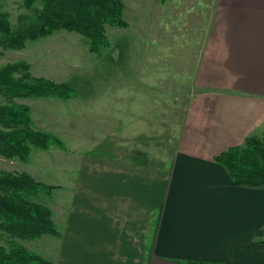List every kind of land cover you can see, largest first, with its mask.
Instances as JSON below:
<instances>
[{
    "label": "crops",
    "instance_id": "obj_1",
    "mask_svg": "<svg viewBox=\"0 0 264 264\" xmlns=\"http://www.w3.org/2000/svg\"><path fill=\"white\" fill-rule=\"evenodd\" d=\"M199 27L200 42L185 60L191 86L187 89L195 94L189 98L188 125L180 131L181 147L178 144L168 167L127 157L119 161L125 157L118 155L97 161L92 180L83 160L76 183H92L94 193L71 199L75 205L68 209V233L59 241L54 264H264V188L233 185L225 167L214 160L229 147L241 146L247 136L264 135V0H213L208 20ZM122 49L123 55L128 53L126 41L117 45L119 60ZM115 70L110 67L112 78ZM85 84V89H100L93 103L101 110L104 88ZM109 85L110 120L124 133L121 139L134 143V136L150 131L148 123L130 126L134 119L148 121L150 102H135L133 85H126L124 94L117 81ZM158 89L165 92L166 83ZM181 90L183 86L178 97ZM78 95L35 99L60 102L61 112L54 110L53 115L69 124L59 133L42 129L62 142L61 147L43 151L64 148L65 142L69 153L89 151H83L88 146L78 117H94L93 109L81 104L73 113L78 117L70 116L71 108L62 110ZM165 102L166 98L158 102L154 118L165 119ZM27 105L35 125L34 107ZM57 165L51 160L46 167L58 169ZM68 168L73 169L72 162L63 165L62 172Z\"/></svg>",
    "mask_w": 264,
    "mask_h": 264
},
{
    "label": "rangeland",
    "instance_id": "obj_2",
    "mask_svg": "<svg viewBox=\"0 0 264 264\" xmlns=\"http://www.w3.org/2000/svg\"><path fill=\"white\" fill-rule=\"evenodd\" d=\"M122 2L124 4L123 17L127 26L106 28L111 46L101 49L102 53L99 55L88 51L85 38L78 33L65 30H58L36 41H27L22 49L5 50L0 53V67L7 63L24 60L29 64L31 76L45 77L58 83L65 81L72 86L75 94L79 93L80 98L64 103L62 110L71 108L70 116L78 117L73 113H77V108L82 107L83 103L89 104L93 113L96 114L94 117L93 115L90 117V114L78 117L85 131L83 138L88 147L83 151L89 150L86 154L69 153L68 144L65 142L64 148L52 147L48 151L34 149L27 162L0 156V171L26 172L40 181L46 182L42 179L56 181V185L49 184L54 186L50 194L39 193L34 200L50 207L51 219L60 232V236L43 235L40 238L21 242L29 250L49 259L52 264L59 257V241L64 234L68 233L66 232V226L69 224L68 209L70 205H75V201L72 202L71 199L75 194L94 193L92 183H89L90 185L76 183L83 160L88 169L89 180L90 176L92 180L94 163L109 161L114 155L125 157L119 161H127V157L144 163L150 161V165L168 167L176 154L178 144L181 147L183 139H181L180 131L184 132L185 126L188 125L187 120L190 119L187 117L189 114L192 115L189 98H192L195 93L192 96V89H187L191 86L188 83L190 76L187 72L189 62L185 65V60L187 57L190 59L191 52L195 51L197 42H200L203 30L199 26L203 20H208L213 0H166L165 2L122 0ZM20 4L21 0H0V12L9 13L12 25L17 24V17L20 14L27 12ZM199 28L201 35H198ZM123 41L129 45V51L124 52L123 55L122 49V56L119 60L117 45ZM110 67L113 69L117 67L114 78H112ZM125 67H127L126 70ZM114 81L122 85L119 87L122 94L126 91V85L130 87L133 85L135 102L145 98L150 102L151 111L148 121L134 119V124L130 125L134 127L138 123H148L150 131L134 136V143L131 139H121L124 133L116 128L117 125L112 119L110 120L109 83ZM125 81L127 84L124 83ZM168 81L176 85L171 87ZM163 82L167 85L165 92L158 89ZM82 83H86L85 87L89 88L96 84L104 88L101 89L102 97L104 93L106 95L104 102L99 100V103H105L101 110L93 103L95 94L100 89H85ZM180 86H183L184 90H181L183 94L178 97ZM187 91L189 92L184 94ZM195 91L200 90L196 88ZM50 97L60 99L55 96L36 98ZM36 98H14L16 103L25 105L32 103L35 111V125L33 122L32 125L35 129H47L52 133H59L65 130L64 124L69 126L68 122L63 121L62 123V117L53 115L54 110L61 112L60 102L55 101L52 104L35 100ZM163 98H166L164 120L160 117L154 118L157 115L155 111L159 108L158 102ZM5 101V97L0 94V103H5ZM79 114L81 115V112ZM70 131L71 128H69ZM126 145H129L128 149ZM51 160L58 163V169L52 168L51 170L46 167ZM67 162L73 163V169L68 168L62 172V166ZM97 168L99 167H95ZM5 235L0 231V245H6Z\"/></svg>",
    "mask_w": 264,
    "mask_h": 264
},
{
    "label": "trees",
    "instance_id": "obj_3",
    "mask_svg": "<svg viewBox=\"0 0 264 264\" xmlns=\"http://www.w3.org/2000/svg\"><path fill=\"white\" fill-rule=\"evenodd\" d=\"M20 5L27 12L17 17L16 25L11 24L7 11L0 12V53L65 30L85 38L88 51L99 55L111 46L106 28L127 26L122 0H21ZM0 94L6 99L0 103V156L27 162L34 148L62 146L57 136L35 129L29 107L14 98L67 99L75 95L73 87L31 76L29 64L20 60L0 67ZM214 160L225 167L233 185L264 188V135L247 136L242 146L229 147ZM53 187L26 172L0 171V231L6 234V245H0V264H51L21 242L60 236L48 206L34 200L39 193L50 194Z\"/></svg>",
    "mask_w": 264,
    "mask_h": 264
}]
</instances>
